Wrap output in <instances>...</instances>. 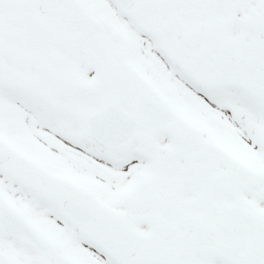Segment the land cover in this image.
<instances>
[{
    "label": "snow or ice",
    "instance_id": "obj_1",
    "mask_svg": "<svg viewBox=\"0 0 264 264\" xmlns=\"http://www.w3.org/2000/svg\"><path fill=\"white\" fill-rule=\"evenodd\" d=\"M0 264H264V0H0Z\"/></svg>",
    "mask_w": 264,
    "mask_h": 264
}]
</instances>
